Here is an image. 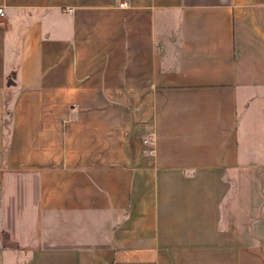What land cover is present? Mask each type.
<instances>
[{
    "label": "crops",
    "instance_id": "1",
    "mask_svg": "<svg viewBox=\"0 0 264 264\" xmlns=\"http://www.w3.org/2000/svg\"><path fill=\"white\" fill-rule=\"evenodd\" d=\"M120 1L0 0V264H264V0Z\"/></svg>",
    "mask_w": 264,
    "mask_h": 264
},
{
    "label": "built area",
    "instance_id": "2",
    "mask_svg": "<svg viewBox=\"0 0 264 264\" xmlns=\"http://www.w3.org/2000/svg\"><path fill=\"white\" fill-rule=\"evenodd\" d=\"M129 3H128V0H121L120 1V4H119V6H121V7H125V6H127ZM5 8L3 7V6H0V24H2L3 23V21H4V18H5ZM152 139H153V137L152 136H149V137H147L146 139H145V142H147V143H151L152 142Z\"/></svg>",
    "mask_w": 264,
    "mask_h": 264
},
{
    "label": "rangeland",
    "instance_id": "3",
    "mask_svg": "<svg viewBox=\"0 0 264 264\" xmlns=\"http://www.w3.org/2000/svg\"><path fill=\"white\" fill-rule=\"evenodd\" d=\"M0 241L3 243V245H5L6 247H8V246H13L9 241H8V239L6 238V236H3V235H1L0 236ZM0 242V243H1Z\"/></svg>",
    "mask_w": 264,
    "mask_h": 264
},
{
    "label": "trees",
    "instance_id": "4",
    "mask_svg": "<svg viewBox=\"0 0 264 264\" xmlns=\"http://www.w3.org/2000/svg\"><path fill=\"white\" fill-rule=\"evenodd\" d=\"M5 236H6V238L8 239V234H6Z\"/></svg>",
    "mask_w": 264,
    "mask_h": 264
}]
</instances>
